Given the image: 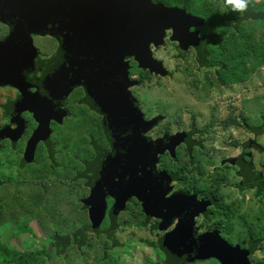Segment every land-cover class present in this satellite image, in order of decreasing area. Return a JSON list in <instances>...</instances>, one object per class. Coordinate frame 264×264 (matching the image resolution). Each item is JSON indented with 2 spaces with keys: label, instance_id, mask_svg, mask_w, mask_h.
<instances>
[{
  "label": "rangeland",
  "instance_id": "obj_1",
  "mask_svg": "<svg viewBox=\"0 0 264 264\" xmlns=\"http://www.w3.org/2000/svg\"><path fill=\"white\" fill-rule=\"evenodd\" d=\"M251 2L257 3L259 0ZM246 23V29L252 30L255 39H260L262 31L253 26L251 21ZM207 25L205 27L210 29H205V35L225 34L222 46L228 47L235 31L219 33L215 30V23L208 22ZM2 31L6 35L5 27ZM41 41L47 42L42 47L43 54L51 53L55 48L56 42L53 40H38ZM151 50L170 76L154 73L151 80L132 88L143 100V109L148 117L152 114L162 115L163 123L150 135H162L165 130H189L194 124L202 131L206 129L201 138L203 148H195L193 159L190 160L185 148H182L177 158L172 156L162 161L171 170L186 165L192 167L188 169L186 177L190 184L194 183L199 189L220 184L226 203L233 210V216L226 219L223 234L232 243L245 248L248 224L254 226L260 238L264 237V195L257 196L252 192L238 195L234 190L238 179L227 160L237 158V145L253 135L252 131L247 130L261 124L264 117V67L246 82L224 87L218 84L217 73L213 68V64L220 63L219 57L212 58L211 68L201 69L197 53L188 50L181 56L167 34L164 44L153 46ZM138 68H141L139 64ZM12 91L9 86L0 88V107ZM241 117L245 118L242 122L248 124L247 128L236 123H242L238 121ZM33 125L34 122L28 136L31 129L35 128ZM97 130L98 126L93 123L75 127L70 120H66L63 126L54 129L52 135L56 152L54 160L44 158L30 167H23L19 163L24 142L15 148L5 145L1 148L0 241L21 252L39 251L54 236L70 234L90 225L88 210L81 203L89 190L83 181L75 180V176L83 169V160L92 156L88 138ZM259 141L264 144V134ZM226 163L229 165H224ZM199 164L202 173L196 166ZM221 216L217 214L207 221L199 217L197 226L200 232L223 219ZM144 217L136 202H132L121 213L117 238L126 244L123 248L112 250L111 241L103 233L90 236L83 247L72 245L62 252L53 248L45 264H115L114 258L117 257V264H163L160 252L145 242H155L163 235L152 231L151 224L145 225ZM262 258L264 247L253 257ZM196 264L219 263L211 260Z\"/></svg>",
  "mask_w": 264,
  "mask_h": 264
},
{
  "label": "water",
  "instance_id": "obj_2",
  "mask_svg": "<svg viewBox=\"0 0 264 264\" xmlns=\"http://www.w3.org/2000/svg\"><path fill=\"white\" fill-rule=\"evenodd\" d=\"M204 23L185 10L167 8L152 0H0V24L11 29L10 37L0 42V86L13 85L23 91L19 75L25 71L21 65L27 69L26 61L35 56L31 35L59 39L66 63L77 60L89 65L118 64V68L108 69L109 77L105 70L99 71V79L104 82L100 92L91 91L90 79L94 76L86 66L77 69L71 79L73 86L83 82L104 112V129L112 146V153L99 160L103 175L96 180L92 195V223L102 221L107 195L115 197L116 212L136 196L145 213L161 220L163 230L178 219L175 228L163 236V246L172 257L190 262L214 258L220 264H250L246 250L229 245L218 232L198 234L196 217L207 210L209 201H198L195 194L167 198L171 178L165 171L157 173V163L160 154L175 151L182 142L181 134L155 141L145 136L159 118L145 120L139 102L129 91V63L123 61L124 57L133 56L141 68L166 76L168 71L153 58L151 46H162L166 33L172 31L170 40L178 43L181 51L197 49L201 44L199 33H192L191 29L201 28ZM24 49L28 53H21ZM67 84L64 88L52 84V88L43 91L50 100L45 98L42 106L40 101L32 103L33 109L35 105L42 107L35 114L40 124L30 140L33 145L50 138V120L60 113L66 91L72 88ZM28 98L23 96L12 108L24 105ZM22 127L16 120L10 129H0V141L9 134H17V138ZM235 160L227 162L234 164Z\"/></svg>",
  "mask_w": 264,
  "mask_h": 264
},
{
  "label": "flooded vegetation",
  "instance_id": "obj_3",
  "mask_svg": "<svg viewBox=\"0 0 264 264\" xmlns=\"http://www.w3.org/2000/svg\"><path fill=\"white\" fill-rule=\"evenodd\" d=\"M197 1V9L196 13L192 10H185L183 7H167V8H179L182 10H185L187 14L197 17L200 19H203L205 21L204 25L201 28H195L191 29L192 33H199L200 37V47H215L218 44L214 43V41H211L210 38L213 37V35H205V29L208 25L207 23H215L216 28L219 33L221 32H234L235 30V24L237 21H239V18L244 16L243 12L240 13L239 18L237 17L238 14L236 11H233L232 8H227L224 0H196ZM154 4H161L156 2L155 0H152ZM250 3L251 2L250 0ZM249 3V4H250ZM255 5H258L259 8L261 7L262 13L264 16V0H259V2L254 3ZM193 6V4L191 5ZM205 7H208L210 9V12H208V9H205ZM208 12V13H207ZM205 13H207L205 16ZM246 22H250V19L245 21V24H248ZM5 27L7 29V33H3L2 28ZM207 26V27H205ZM211 26V25H210ZM3 33V35H2ZM167 38L171 39L172 37V31H168ZM11 35V29L3 24H0V42L8 39ZM31 40L33 42L34 48H35V56H33L32 60H27V65L25 69V65H21L23 67V72L21 75H19V78L23 80V84L21 89L19 87L13 86V85H6L13 89L12 93L9 95L10 97L1 105L0 107V129L2 128H9L14 123L20 122L23 127L18 132L17 138L16 135L9 134V137L4 138L0 141V150L1 148L5 146H12L15 148L16 146H19L22 142H24L22 153H21V159L19 161L20 165L23 167H30L35 165L36 161H43L44 158L54 160L56 152H55V145L52 142V135L54 133V129L57 126H63L66 120H70L75 127H83V126H90L92 123L96 124L98 126V130L94 133H91L90 137L88 138V144L91 147L92 153L91 158L87 160H83V169L76 173L75 180H81L85 183V185L88 187L89 193L88 195L81 200L82 206L88 210L89 220H90V226L92 225V219H91V208L93 207L92 195L93 192L96 189L97 183L96 180L102 176V170L99 168V160L102 159L101 157L106 154L112 153V146L106 136L105 129H104V120H105V114L102 112L99 104L97 105L94 101L95 98H93L88 93L86 86L83 82H81L78 86H73V81L71 80L74 77V74L76 73V70L79 69L81 66H86L88 69H91V75L94 76V78L90 79V89L93 92H100L103 90L104 82L100 80L99 71L105 70V74L107 77H109V68L113 67H119V65L116 63L114 64H108L107 62L105 64H99L98 62H93L89 65V62H86L85 64L83 62L72 60L69 63H66L65 57L63 56L64 48L61 47L60 41L57 38H53L49 35L47 36H38V35H31ZM232 38V37H231ZM49 39V41L53 40L56 42L55 48L51 53L43 54L42 47L47 42H38V40H46ZM173 45L177 47V49H180V45L176 42H172ZM151 49H153V45L151 46ZM194 50L196 52V49H190ZM152 52V50H151ZM21 53H28L27 50H22ZM152 56L155 59L154 53L152 52ZM131 58L124 57L123 61L129 63V91L132 93V95L137 99L139 102L140 108L145 116V120H154L159 118L156 126H154L149 132L145 134V136L149 137L153 141L163 138L166 135L167 136H173V135H180V139H182V142L176 147L175 151L172 152L170 150H167L164 154L159 155L158 163H157V173H160L162 171H165L168 176L171 178V191L167 194V198L175 195V194H189V195H196V198L198 201H212V204L207 208L205 212L200 214L198 217H196V227L198 228V234H203L207 232H218L220 237L225 240L229 245L235 246V243H232L228 236L223 234V229L225 228V222L226 219H229L233 216V210L232 206L230 204L226 203V199L223 195V189L221 188L220 184H214L211 188H201L195 186V184H190L186 174L188 173V169L190 170L192 167L188 168L187 165L185 167H181L177 170H171L170 167H168L167 164L163 163L162 160L168 159L169 157L172 158V156H175V158L178 157L179 152L182 150V148H185L186 154L189 157V159H193L195 157V148L201 147L203 148V142L201 138L204 136V132H206V129L202 131L201 129H198L196 124H194L189 130H183V131H169L165 130L164 133L161 135H157L155 137L151 136L150 134L153 133L162 123V115H149L147 116L146 112L143 109V100L141 97L135 93L134 90H132L135 86H140L141 84H145L147 81L151 80V78L154 76V72H151L149 69L144 68H138V64L135 61L133 56H130ZM157 60V59H156ZM25 62V63H26ZM108 66V68H107ZM20 67V66H19ZM107 68V69H106ZM201 69H207V67H200ZM215 69V68H214ZM103 74V72H102ZM218 75V74H217ZM167 76H170L168 74ZM250 78V77H249ZM248 78V79H249ZM247 79V80H248ZM246 80V81H247ZM244 81V82H246ZM72 86L69 91H66L68 94L64 101L62 102L60 106V113L57 114L56 118H52L50 120V128H51V135L50 138L47 140L39 141L36 145H33L30 141L31 138L34 135L35 130L39 126L40 122L38 119L35 118V114L38 113V109H41L44 102V99L47 98L50 100V96L47 94H42L43 91H47L49 88H52L51 85H57L58 87H68V84ZM218 82V81H217ZM107 84H109L108 81H106ZM112 83H115V81H112ZM241 84V83H239ZM6 86H0L6 87ZM100 87V88H99ZM41 93V94H40ZM34 94H37L36 96H33ZM28 96L29 98L26 100L24 105H15L14 108H12V105L15 102H19V100L23 96ZM34 101H40L41 105H35V109L31 108V105ZM12 108V109H11ZM15 110L18 113L16 114L13 112ZM41 112V111H40ZM158 116V117H157ZM234 118V116H231ZM242 119L245 118H239L238 121L242 122ZM34 122L35 128H32L30 131V135L28 136L29 129L31 127V124ZM172 123V122H171ZM238 123V125H241L244 128L248 127V124L246 122ZM248 129L247 131H249ZM251 131V130H250ZM249 131V132H250ZM15 133V131H13ZM184 134V138L183 135ZM253 134V133H252ZM250 135V133H249ZM252 136V138L250 137ZM246 138V140L242 141L237 147L238 155L236 156V160L234 164H224L231 166L230 168L233 169L234 174L236 175V178L238 179L234 184V190L237 192L238 195H243L244 193H250L252 192L254 195L260 196L264 195V192L260 190V186L257 184H254L253 186L249 185L248 182H246L245 178L249 177L252 174L256 176H264V144L260 143V139L262 138V135H250ZM192 143V146L190 147V143ZM34 146L33 148V160L31 162H27L26 160V152L28 150L29 145ZM235 146V144H233ZM175 154V155H174ZM193 154V155H191ZM233 165V166H232ZM198 167V171H201L202 169L200 164ZM223 166V165H221ZM220 181V180H218ZM179 184L183 186H178ZM104 185V184H103ZM93 201V200H92ZM95 202V201H94ZM132 202H136L140 205L144 217V223L151 224V227L155 224H160L161 220L158 218H155L154 216H149L147 213L144 212V209L142 207V202L138 199V197L133 196L131 199H129L126 204L125 208L122 210H119V212H116L114 209V206L116 205V199L113 195H107L105 198L106 208H105V215L107 219L111 218V215L114 217H117L119 221V217L122 212L126 211L128 205H130ZM210 207H213L214 209L210 210ZM217 214L222 215L221 217L223 219L217 220L209 229H206L203 232H200L199 227L197 226V219L199 217H202L204 220H210ZM105 217V219H106ZM104 219V220H105ZM107 220V221H108ZM106 221V222H107ZM109 222V221H108ZM178 223V219H175L171 225L165 230V231H154L155 233L160 232L163 236L168 232L172 231L175 228V225ZM150 227V228H151ZM254 230V226L252 224H248L246 226V234L244 240L247 241L251 238L250 231ZM118 230V229H117ZM117 230H116V237H117ZM77 231V230H76ZM75 231V232H76ZM103 234V233H102ZM91 236H99L96 233L91 232ZM105 236L107 237L106 233ZM163 236H160L162 238ZM108 238V237H107ZM241 249H245L244 247L239 246ZM219 263V262H218ZM220 264V263H219Z\"/></svg>",
  "mask_w": 264,
  "mask_h": 264
},
{
  "label": "trees",
  "instance_id": "obj_4",
  "mask_svg": "<svg viewBox=\"0 0 264 264\" xmlns=\"http://www.w3.org/2000/svg\"><path fill=\"white\" fill-rule=\"evenodd\" d=\"M164 6L172 7H183L185 10H192L194 14H197L196 0H155ZM225 1V0H224ZM193 4V6H191ZM226 4V3H225ZM227 8L231 9V6L227 5ZM208 9V7H205ZM210 12V9H208ZM207 12V13H208ZM207 13H205V16ZM241 12H237L238 18ZM244 16L239 18V21L235 24V35L231 38V43H228V47L223 45V38L226 37L225 34H216L210 38L211 41L217 43L215 47H204L201 46L196 49L197 61L200 67L211 68L212 58L219 57L220 63L215 65V72L217 75V81L220 86L228 87L232 85H237L239 83H244L253 74L259 72L262 67H264V16L261 7L254 3H250L247 10L243 12ZM250 19L253 26H256L262 31V37L260 39H255V36L246 29L247 25L245 21ZM179 54L184 56L180 49ZM250 130L255 135L264 134V117L262 118L261 124L256 127H251ZM190 143V147L192 143ZM33 148L31 144L28 146L26 152L27 162L33 160ZM175 155V154H174ZM193 155V154H191ZM249 185L253 186L257 184L260 186V190L264 192V176H256L251 173L249 177L245 178ZM214 201V200H212ZM210 200V204H212ZM151 216V215H149ZM106 215L99 224L92 223V225H87L79 228L76 232L57 235L49 240V243L39 251H19L17 248L8 246L0 241V264H45L52 253V249L55 248L57 251L62 252L67 250L72 245H77L78 247H83L91 236V232L100 235L106 233L108 239L111 241L112 250L115 248H123L126 244L121 243L116 237V230L119 228V221L117 217L111 215L109 220L105 219ZM105 219V220H104ZM109 222H108V221ZM107 221V222H106ZM145 225H148L146 222ZM160 224H155L151 227L152 231H165L161 228ZM251 238L247 241V246L245 248L247 259L250 264H264V259H253L255 253L264 247V237L260 236L253 229L250 231ZM148 246L153 250L159 251L163 257V264H196V263H206L208 261L214 260V258L207 260H195L190 262L189 260H184L183 258H175L169 254L163 246V237L159 238L155 242L145 241ZM114 263L119 262V258H114ZM118 261V262H117ZM159 264V263H158Z\"/></svg>",
  "mask_w": 264,
  "mask_h": 264
},
{
  "label": "clouds",
  "instance_id": "obj_5",
  "mask_svg": "<svg viewBox=\"0 0 264 264\" xmlns=\"http://www.w3.org/2000/svg\"><path fill=\"white\" fill-rule=\"evenodd\" d=\"M225 3L231 6L233 11L242 13L247 10L250 0H225Z\"/></svg>",
  "mask_w": 264,
  "mask_h": 264
}]
</instances>
